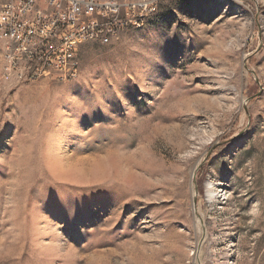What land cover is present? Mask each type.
<instances>
[{
  "label": "rangeland",
  "instance_id": "obj_1",
  "mask_svg": "<svg viewBox=\"0 0 264 264\" xmlns=\"http://www.w3.org/2000/svg\"><path fill=\"white\" fill-rule=\"evenodd\" d=\"M3 49L0 264H264V0H158L63 82Z\"/></svg>",
  "mask_w": 264,
  "mask_h": 264
},
{
  "label": "built area",
  "instance_id": "obj_2",
  "mask_svg": "<svg viewBox=\"0 0 264 264\" xmlns=\"http://www.w3.org/2000/svg\"><path fill=\"white\" fill-rule=\"evenodd\" d=\"M157 1L0 0L4 76L67 81L78 72L81 44H110Z\"/></svg>",
  "mask_w": 264,
  "mask_h": 264
},
{
  "label": "bare ground",
  "instance_id": "obj_3",
  "mask_svg": "<svg viewBox=\"0 0 264 264\" xmlns=\"http://www.w3.org/2000/svg\"><path fill=\"white\" fill-rule=\"evenodd\" d=\"M154 11H155V9L144 10L142 20L140 22H137V23H131V25L126 27L125 30L130 29V28H136V29L141 28L146 23L147 19H149V17H151V15L154 13ZM0 37H1V27H0ZM1 38L3 40V37H1ZM114 39H116V38H112V40H114ZM3 63L5 66V64H6V53L5 52H3ZM3 70H4V68H3ZM206 193H207V197L209 199L214 200L213 198H214V195L216 194V192L214 190H212V188L210 187V183H208V185H207Z\"/></svg>",
  "mask_w": 264,
  "mask_h": 264
}]
</instances>
